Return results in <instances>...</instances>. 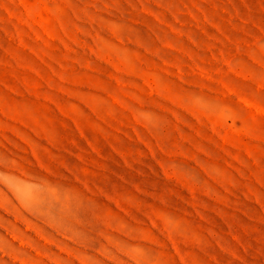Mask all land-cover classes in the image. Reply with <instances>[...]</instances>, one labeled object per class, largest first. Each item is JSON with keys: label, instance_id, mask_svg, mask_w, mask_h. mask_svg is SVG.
Masks as SVG:
<instances>
[{"label": "rangeland", "instance_id": "1", "mask_svg": "<svg viewBox=\"0 0 264 264\" xmlns=\"http://www.w3.org/2000/svg\"><path fill=\"white\" fill-rule=\"evenodd\" d=\"M0 264H264V0H0Z\"/></svg>", "mask_w": 264, "mask_h": 264}]
</instances>
